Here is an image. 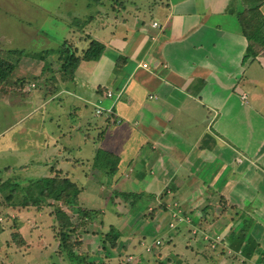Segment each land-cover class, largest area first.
I'll use <instances>...</instances> for the list:
<instances>
[{"label":"crops","instance_id":"0c3cea01","mask_svg":"<svg viewBox=\"0 0 264 264\" xmlns=\"http://www.w3.org/2000/svg\"><path fill=\"white\" fill-rule=\"evenodd\" d=\"M76 1L60 21L63 42L80 59L91 41L104 50L64 70L61 47L47 49L41 67L1 85L5 102L26 90L18 83L27 76L39 86L17 121L28 147L41 141L36 158L5 171L75 183L93 226L119 233L102 264H264V48L239 21L254 9V23L264 19V0H87L81 11ZM99 102L112 107L110 118L95 115ZM97 152L114 162L112 177ZM31 168L41 174L31 177ZM174 204L190 223L172 230ZM5 208L16 213L10 245L27 250L39 235L24 231L30 212ZM156 240L164 245L147 255Z\"/></svg>","mask_w":264,"mask_h":264},{"label":"rangeland","instance_id":"374dc122","mask_svg":"<svg viewBox=\"0 0 264 264\" xmlns=\"http://www.w3.org/2000/svg\"><path fill=\"white\" fill-rule=\"evenodd\" d=\"M71 1L0 0V58L3 60L9 59L13 63H16L18 62V57L9 56L8 52L16 50L25 51V55L19 58V61L22 60L23 67L19 71H17V68L16 72L12 73L13 75L9 79L17 78V75H22V72L29 73L30 75L37 70L36 66L42 64L40 57L42 56L43 59L47 49H59L61 47L60 50L62 52L60 51V55L64 57L62 45L68 29L61 22L64 20L63 18L68 16L67 10H72L69 7ZM85 1L87 0H77L75 8L81 11ZM74 26L79 30L80 25L78 22H75ZM47 41L49 42L47 43ZM24 79H26V82L20 81L18 83V87L20 84V88L23 84H26L24 87L27 88L24 92L13 91L15 94L7 95V102L0 100V185L8 179L16 183L17 180L25 178L26 174L23 171L9 173L5 171V167L17 168L25 162H30L32 157L36 158L32 154L36 155L37 148L35 145L38 146L39 142H41L37 141L33 144L31 142L32 147H28L30 139L23 141L19 136L20 126L17 125V121L22 115L30 114L31 106L29 105L31 104L26 101L31 97L30 91L36 92L39 88L38 86L36 89H32L31 81L35 79H32L31 76H27ZM1 91L6 92V90L5 88H0V97ZM45 128H52V125L46 123ZM3 132L4 134H2ZM28 137L31 138L29 132ZM22 147H25V151H22ZM27 174H30L31 177H37L38 174H41V171H35L34 168H31ZM6 193V191L0 193V264H71L68 260V256L71 254L80 256L85 261L84 264H102L103 260L106 261L112 258V249L110 250L108 245L103 247L102 244L104 234L108 230L102 234L100 228L94 227L90 219H79L76 215L72 216L66 205L59 202L49 204V207H42L44 209L41 208L40 217H35V213L38 212L35 207L17 206L18 209L15 210L30 212V216L26 218L27 227H25L24 231L32 234L37 230L39 235L37 238H33L27 250H22L16 243L10 245L13 240V234L10 231L14 229L13 225L16 213H10L5 208V205H8L4 200L7 196ZM21 199L22 197L18 196L14 197L11 201L17 204ZM55 206L60 207L62 211L68 212L67 214L71 216L70 219L74 225L72 224V227L69 228L70 230H64L60 227L58 221L56 223L53 212ZM90 206L95 207L97 205L92 203ZM8 207L11 206L8 205ZM107 216L109 217L110 214ZM108 217L103 220V224L109 221ZM110 221L112 222V220ZM67 231L71 233V240H67L63 235ZM86 233L93 236L89 238L94 242L91 243V240L82 242V236ZM34 240H39L40 244L37 245ZM83 243H87V245L83 246ZM162 244L164 245L163 240H161L160 246ZM158 247L152 250L154 254H157ZM102 248L104 249L102 250ZM144 252L147 255L152 254V252L147 253L145 249ZM135 254L137 255V253ZM147 255L145 256L151 260L153 255ZM109 263H113V261Z\"/></svg>","mask_w":264,"mask_h":264},{"label":"trees","instance_id":"16d2710c","mask_svg":"<svg viewBox=\"0 0 264 264\" xmlns=\"http://www.w3.org/2000/svg\"><path fill=\"white\" fill-rule=\"evenodd\" d=\"M257 9H254L251 11V17H243L240 18L239 21L241 22V28L244 36L247 38L249 43H255L259 47L264 48V19L258 18L256 20V23H254V14ZM63 64L62 69L68 70V69H74L80 60L83 61H95L98 60L101 56L104 46L96 41H91L89 44V47L87 50L83 52L82 58L75 57L74 50L70 47V45H67V43H63ZM249 48L252 49V45H249ZM248 50V55L246 57H250L252 55V52ZM52 51H45V56L40 57L41 61H44L46 56H48ZM62 52V51H61ZM251 52V53H250ZM9 56L11 57H18V62H12L9 59H1L0 58V87L1 85L7 84V80L12 76L13 71L16 69V66L18 65L19 58L24 56L25 53L23 51H9ZM109 157V156H108ZM106 154H103L101 152H97L95 155V162H98L100 165H103V159H105L106 166L108 168L107 175L109 177H112L116 173V166L113 161L109 160ZM6 191L7 196L4 198L6 203L11 206L12 208H15L17 206L21 207H35L37 210L41 209L44 206H49V204L52 203H64L66 205L67 209L74 215L78 216L80 219L88 218L91 221L95 219V215H93L89 211H82L78 207L77 198L80 193V189L76 186L75 183L71 182L69 179L66 178H59V177H41V178H34V179H20L17 180V182H11V179H8L5 183L0 185V193ZM115 197H125L127 195L125 194H114ZM22 197L21 201L17 204H14L11 200L14 197ZM8 205H5V207H8ZM54 216L56 223L58 221L60 227L64 230H70L69 228L72 227V220L68 215L60 209V207H54L53 208ZM80 223V221L78 220ZM17 222H14V227L16 228ZM64 232L63 235L66 237L67 240H71V233ZM17 237L16 233H13L12 239L15 240ZM119 238V233L113 228L110 227L108 231L104 234L103 239V247L106 245L109 246V249H116L117 247V240ZM104 248H102L103 250ZM109 252V251H108ZM68 260L71 264H84L85 261L78 256V255H69Z\"/></svg>","mask_w":264,"mask_h":264},{"label":"built area","instance_id":"2783aa9c","mask_svg":"<svg viewBox=\"0 0 264 264\" xmlns=\"http://www.w3.org/2000/svg\"><path fill=\"white\" fill-rule=\"evenodd\" d=\"M152 27L154 28H158L159 25L154 22L152 24ZM144 68H146V65H143ZM31 87H34V85L32 84ZM113 96L111 91H106V93L104 94V99H111ZM244 98V96H243ZM112 107L110 108H105L102 106L101 102H99V104L95 107V115L98 116H104L107 118H110L113 111H112ZM118 122V121H117ZM173 212L171 213V222L168 224L169 228L172 230H175L177 228V223H181V222H186V223H190V220L187 216L182 214V211L180 208H178L177 204L173 205ZM161 244V240H156L152 245H146V247L144 248L145 251L147 253L152 252V250L158 246H160ZM129 259H131V257H129Z\"/></svg>","mask_w":264,"mask_h":264}]
</instances>
